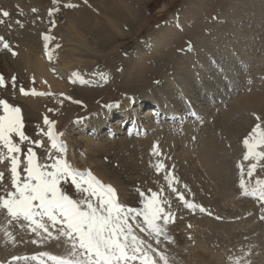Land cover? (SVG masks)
<instances>
[{
	"label": "rangeland",
	"instance_id": "rangeland-1",
	"mask_svg": "<svg viewBox=\"0 0 264 264\" xmlns=\"http://www.w3.org/2000/svg\"><path fill=\"white\" fill-rule=\"evenodd\" d=\"M44 1L45 4L37 5L35 0H0V21H3L0 23V37H3V40L9 45V48L5 49L0 44V75L5 78V85L0 86V99L21 108L24 122L23 131L30 138L29 141L21 143L18 137H13L15 142L21 143V175H24L22 171L24 167L23 153H26L29 147H32L37 153L41 163L50 164L49 155L56 156L58 154L57 151L51 150L46 145L44 133L47 132L48 126L44 123V117L47 116L50 121L55 122L54 126L57 132L63 134L62 139L67 144V151L63 156L67 154L68 160L74 161L78 169L81 171L88 170L102 183L111 185L116 190L117 198L121 204L131 208H141L143 206L141 192L145 196H150L152 192L161 193L163 199L169 201L170 195L164 186V181L158 177L155 169L147 162L149 155L143 151L139 142L151 136L154 127L160 129L161 135L156 141V152L153 153V158L156 163L162 161L161 164L167 170L177 173L176 181H180L182 176L179 159L181 156L179 159L176 156L182 152L179 151V148L186 149V142L189 140L192 142L195 139L197 128L201 127L204 122L203 117L205 115L203 113L209 110L210 105H220L238 91L248 88L253 83V76L264 79L262 74L264 65H261L259 61L264 56V27H261L264 26V17L259 22L254 17L255 12L250 10L242 13L241 10L246 7L244 0H122L127 5L134 6L132 13L126 16L121 23L125 35L119 39H113L116 35L109 33L108 36L112 40L102 38L98 44L95 43L97 38L90 36L89 42H91L94 50L88 53L82 50L80 54L76 51V55H70L71 46L66 36V19L69 12L81 9L83 2L82 0H58V3L53 4V0ZM112 1L115 2L116 0ZM66 4H72L75 7H65ZM32 9H36V11H32ZM50 9H58V11H54L50 16ZM3 11H7L9 16L4 17ZM92 14L97 18L100 17L96 10H92ZM171 16H175L181 21L182 27L177 30L174 37L168 39V43L164 45L162 50L151 48L153 46H149L151 44L150 39L161 28L167 26L169 21H174V17L172 19ZM18 21L19 23H17ZM45 36H48L49 41L45 39ZM42 38H44L43 41ZM37 39L42 44L41 49L43 51L39 55H46L45 64L47 63L48 72L61 84L68 86L70 91L68 93L72 95L71 99H67L68 96L63 94V91L57 90L44 91V93H50L44 96L31 97L21 94V87L25 90L35 89L39 92H42L41 89L45 90L49 87L44 77L38 76L32 67L34 57L32 47ZM195 46L196 51L203 53L206 58L211 60L210 65L213 66V69H207L206 72L204 70L200 76V80L207 79L209 83L205 85V89L199 91L194 85H190L195 92L199 93L194 92L195 94L192 95L194 98H188L189 101L187 98H181L177 103L183 102L185 108L187 106L189 108L194 107L202 111L199 122L188 120V123H177L176 121L171 123L168 119H164L165 115H163L162 110H158L156 103L150 99L146 105L135 104L125 111L117 108L123 90L130 91L134 95V92L141 93L142 87L147 84L149 86L156 85L160 82L159 73L162 69L168 70L169 67L175 66L174 63H176L178 56L181 57V54L191 49L194 50ZM141 48L145 51L144 54L140 61L129 70V75L135 79V82H123V67L126 66V62L131 63L133 61V57L137 55L136 51ZM77 54L82 56L83 62L81 64L76 63ZM91 60L92 62H90ZM68 62L74 67H72L74 77L67 78L69 72L63 70V64H68ZM257 65H260L262 73L256 75L255 68ZM13 76L15 77L14 82ZM202 76L204 78H201ZM96 87L104 88L105 92L95 99L97 95L93 94L92 91L98 89ZM75 101L81 103H75ZM50 109L51 111H49ZM106 110L110 112V121L99 126L100 131L98 132L94 133V129L89 127L81 131V126V128L77 125L72 126V124L85 118L102 116ZM155 111L161 113L155 115ZM0 114H3L2 110H0ZM161 115L163 117H160ZM149 118H153L157 122L150 125ZM67 122L70 125H67ZM195 122L198 124L190 126ZM189 127H192V131L191 128L188 130ZM129 128L133 132L144 129V134L137 137L133 135L127 137L126 130ZM188 131L194 132V135L191 136L192 133L190 134ZM80 134L81 136L90 135L95 141H113L114 145L110 146L106 143L103 147H88L89 149H87L84 147L83 140L78 142ZM73 139H77L78 143L72 142ZM125 139H129L126 144L130 146L116 145ZM36 140L42 141V146L32 143ZM167 140L171 141L170 145H167ZM0 150L6 152L2 146H0ZM158 152L162 155L161 158L156 156ZM82 157L83 159H81ZM242 166L244 169V164ZM238 169L240 168L238 167ZM0 172L4 173V179L0 181V195H5V188L12 190L7 162L0 163ZM244 173H246V169L241 173L242 176L245 175ZM245 182L247 183L246 180ZM62 187L73 198H80V193L76 191L70 181L63 183ZM251 197L250 201L261 211L260 221H264L261 218L264 217L261 201L256 197ZM228 209L230 210V208ZM231 215H234V218ZM238 215L239 209L236 207L234 211H229L228 214L219 212L217 217L220 220L230 217L229 219L234 221L235 218L238 219ZM1 220L0 236L6 238V241L2 243L0 240V264H25L24 260L15 263L13 257L38 253V249L40 250L38 254L42 252L51 253V251H58L55 254H59V250L39 245L42 243L40 241L43 240L45 234L42 233L37 236L29 229L27 221L11 220L6 211L3 210L0 211ZM189 220L191 223L194 222L192 219ZM129 222L133 223L134 231L139 237L146 240L157 251L165 253L172 264H203L202 262L197 263L199 258L196 257L195 252L193 253L195 241L189 244L179 243L171 237V234L181 232V238L186 240V234L181 229L184 226L192 225L189 221L184 220V223L176 226V230L166 228L169 239L161 236L159 237V244L155 238L149 237L146 232H141L136 228L134 221L130 219ZM161 223L163 222L161 221ZM55 227L49 225L50 231L53 230V234L57 235L56 229L60 225ZM5 230L10 234L12 233L14 239L21 238L22 250L12 253L5 252L12 244L5 235ZM227 238L223 236L220 243H217L218 245L214 243L215 247L209 245L210 248L214 249H219L222 245L219 249L223 252L220 261L210 254L213 257L207 258L208 260H205L207 263L204 264H229L230 258L227 256L229 247L224 246ZM47 240H43V242ZM33 241H37V243H33ZM24 246L28 250L24 249ZM186 248L188 249L186 250Z\"/></svg>",
	"mask_w": 264,
	"mask_h": 264
},
{
	"label": "bare ground",
	"instance_id": "bare-ground-1",
	"mask_svg": "<svg viewBox=\"0 0 264 264\" xmlns=\"http://www.w3.org/2000/svg\"><path fill=\"white\" fill-rule=\"evenodd\" d=\"M244 1L246 7L243 8L241 12L246 13L251 10L255 12L254 17L257 21H262L261 18L264 17V0ZM35 2L37 5H41L45 1L35 0ZM82 2V8L72 11L71 13L69 12L68 18L66 19V36L67 41L71 46L69 49L71 53L70 55H76V51L80 54V51L82 50L86 53L94 50V47L90 44L91 42H89L90 36H95V38H97L95 39V43L97 44L102 38L112 40V38H109L108 36L109 33H114L116 35L113 39L123 37L125 32L122 31L121 23H123L125 17L129 16L134 9V6H130L129 4L127 5L122 0H116L115 2L112 0H87V2L82 0ZM92 10H96L100 14L101 18L99 17V19L93 15ZM171 17L172 19L174 17V21H169L167 26L161 28L160 31L154 35L152 39H150L151 44L149 46H153L151 48L162 50L164 45L168 43V39L174 37L177 30L182 27L181 21H179L175 16ZM43 39L44 38H42V41ZM48 39L47 41H49ZM41 45L42 44L39 39H37L32 47V54L34 56L32 62L33 70L38 76H42V78L44 77L49 85L48 89H41V91H63V94L68 97H72V95L68 93L70 92L68 90V86L61 84L48 72L46 67L47 63L45 64L46 55H39L40 52H43ZM144 52L145 51L142 48L138 49L136 51L137 55L133 57V61L131 63L126 62V66L122 69V74L124 76L123 82H135V79L129 75V70L133 67V65L140 61ZM76 57V63L81 64L83 62L82 56L77 54ZM263 60L264 56L259 60L261 65H264ZM69 62L68 64H66L67 62L63 64V70L65 69L69 72V74H67V78L70 76L74 77V72L72 71L74 67L71 66ZM90 62H92V60ZM210 63L211 60H209L208 57L206 58L203 53L196 51L195 46L194 50L191 49L188 52L186 51V53L181 54V57L179 55L176 63H174L175 66L169 67L168 70H166V68H161L162 71L159 73L160 82L156 85L149 86L147 84L145 87H142L141 93L134 92V95L130 93V91L123 90L121 93L122 96H120L118 101L117 108L121 111H125L133 107L135 104L142 103L143 105H146L148 103L147 101L150 99L156 103L158 110H162L163 115H165L164 119L170 120V118L177 119L182 117L186 115L188 110L184 107L183 102L177 103L178 100L181 98H187L189 101L188 98H194L192 95L199 93L195 92L194 88L190 85H194L198 91L205 89V85L209 83V80H200V76L204 73V70L206 72L207 69H213V66H211ZM259 66L260 65H257L256 68L254 67L256 75L262 73V69ZM262 74L264 75V71ZM201 78L204 77L202 76ZM252 80L253 83H251L248 88L243 91H238L220 105L215 103L213 106L210 105L209 110L206 111V113H203L205 115V117H203L204 122L201 127L197 128L195 139L192 142H190V140L187 141V148H179V151L182 152L177 154V156L175 155L178 159L179 156H181L179 159L182 176L180 181H176L177 173L167 170L164 167H162L160 171L156 170V165L158 163H156L153 158L154 151L152 147L156 144V141L161 135L160 129L154 127L152 135L142 142H139L143 151L149 155V161L147 162H149L155 169L158 177L162 178L165 184L164 186H166L168 194L170 195V200L168 201L169 204L164 205V207L167 211L169 210L170 205V210L175 214V218L166 225V228L176 230V226L184 223V220L186 222H190L189 219L194 221L193 223L190 222L192 225L184 226V229L181 227V230H184L186 234V240L181 238V232L171 234V237H173L176 242H183L185 244L195 241V244L193 243V249H195L193 250V253L195 252L196 257L199 258L197 263H207L205 260H208L207 258L210 259L213 256L216 260L220 261L223 252L219 251V249L222 245L219 249H214L212 247L214 246V243L218 245L222 240V237L226 236L228 238L227 241L224 240L226 241L224 246L229 247L227 252V256L230 258L229 264H236L237 260H239V264H264V221L259 220V216L262 214L258 207L250 201V199H252L251 196H242L240 188L241 178H244L247 183L251 181L252 186L255 185L257 179H264V166H262L264 165V161L259 162L255 172L251 177H249L247 174L249 164L257 162L251 159H243L244 152L246 151L243 145V140L246 136H248L247 132L250 133L253 126L257 124L258 120L256 119V116L260 117L259 123L264 126V79L253 76ZM102 87H96L98 89L92 91L93 94L97 95L95 99L104 94L105 90L104 88L102 89ZM191 111L193 113L192 116H197V122H199L201 120L200 113H202V111H199L194 107L191 108ZM160 113L161 112L159 111V114ZM102 114V116L99 115L85 118L82 121L72 124V126H81V131L85 130L84 128L87 129L89 127L94 129V133L98 132L100 131L99 126L110 121L109 110L104 111ZM149 120L151 121L150 125H154L157 122V120H154L153 118H149ZM197 122L191 124L190 126L198 124ZM67 125L70 124L67 122ZM53 128L55 131V126H53ZM190 128L192 131V127H189L188 130ZM127 131H129V129ZM191 131L188 132L190 134L192 133L191 136H193L194 132ZM78 140V142L83 140L84 147L87 149H89L88 147H103L106 143L110 146L113 144V141H95V139L90 137V135L81 136L80 134ZM128 140L129 139L122 140L116 145H124L126 147V145H129L126 144V141ZM167 141V145H170L171 141ZM72 142L78 143L77 139H73ZM51 150L57 151L53 148H51ZM57 153L59 152L57 151ZM65 153L61 154L63 155ZM156 156L159 158L162 157L159 152L158 154L156 153ZM64 157L68 160L67 154L64 155ZM81 159H83V157ZM69 162L77 168L74 161ZM240 163H243L244 169H246L244 176H242L241 170L237 168V165ZM166 176L172 179L171 187H169V181L165 179ZM173 188L176 189V192L172 191ZM178 194H182L184 199L202 206L206 211L201 212L199 209L191 210L186 208L180 200ZM244 201H246V203H243ZM261 205L264 213V202L261 201ZM236 207L239 209L238 219L235 218L234 221H231L229 219L230 217L224 220L218 219L217 215H219V212H225L228 214L229 211H234V208ZM228 208H230V210ZM233 216L234 215H231V217ZM0 222H2V220ZM20 239H14L15 242L10 241L12 244L5 252L12 253L22 250V243L20 242ZM0 240L4 243L6 238L0 236ZM29 245L32 247L31 244ZM39 245L50 247L53 250H59L61 252H59V254H55L58 251H51L53 255H63L66 251V245L62 238L60 240L50 238ZM209 245H212V247L210 248ZM25 246L24 249L27 247ZM187 249L188 248H186V250ZM26 250L28 249L26 248ZM39 252L40 250L38 249V253ZM32 254L33 253L28 256ZM210 254L213 256H210ZM23 262H25V264H34L30 261Z\"/></svg>",
	"mask_w": 264,
	"mask_h": 264
},
{
	"label": "snow or ice",
	"instance_id": "snow-or-ice-1",
	"mask_svg": "<svg viewBox=\"0 0 264 264\" xmlns=\"http://www.w3.org/2000/svg\"><path fill=\"white\" fill-rule=\"evenodd\" d=\"M56 3L58 0H53V4ZM65 7H75V5L66 4ZM54 11L58 9H50L49 15L51 16ZM2 15L8 17L9 13L3 11ZM45 39L47 40L48 37L45 36ZM0 44L5 49L9 48L3 37H0ZM12 80L15 81L14 76ZM4 85L5 78L0 75V86ZM20 92L23 95L50 94L38 93L35 89L25 90L23 87L20 88ZM75 103L81 102L75 101ZM0 110L3 113L0 114V146L6 149V152L0 150V163H8L12 189L5 188L6 194L0 195V210L6 211L11 220L27 221L29 229L37 236L45 234L43 240L63 238L66 245L63 255L43 252L30 258L13 257V260L32 259L38 260L39 264H46L43 258L47 257L52 264H137V262L138 264H172L165 253L157 251L139 237L134 231L133 223L129 222L130 219L134 221L136 228L155 238L158 244L161 236L169 239L165 226L174 220L175 214L170 210V205L169 210L166 211L164 205H168L169 202L163 199L161 193L152 192L150 196H145L141 192L143 206L128 207L118 201L116 190L111 185L102 183L90 171L75 168L63 155H49L48 159L51 163H41L32 147L23 153L24 175L22 176L21 143L30 140L23 131L22 110L4 99H0ZM256 119L259 121L260 117L256 116ZM44 123L48 126L44 135L48 137L51 148L64 153L66 145L60 138L63 134L54 131L55 122L50 121L47 116L44 117ZM14 136L18 137L21 143L15 142ZM32 143L42 146L40 140ZM243 145L246 149L243 159L257 162L248 166L247 174L251 177L259 162L264 161V126L261 123L253 126L251 132L244 138ZM153 151L156 152L155 145ZM162 167L163 165L158 163L156 170L160 171ZM238 167L243 173V166L238 164ZM3 179L4 173L0 172V181ZM165 179L169 181L171 187L172 179L168 176ZM68 181L80 193L79 199L73 198L63 189L62 184ZM240 188L242 195L253 196L264 202V179H257L252 186L251 181L246 183L241 178ZM172 191L176 192V189L173 188ZM178 195L186 208L206 211L202 206L184 199L182 194ZM49 225L52 227L60 225L56 229L57 235H53ZM5 235L15 242L14 237L6 230ZM236 264H239V260Z\"/></svg>",
	"mask_w": 264,
	"mask_h": 264
}]
</instances>
